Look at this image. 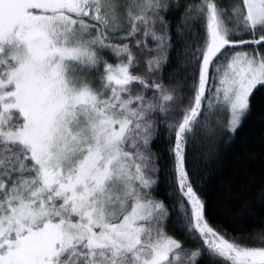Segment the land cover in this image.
<instances>
[{
  "label": "snow or ice",
  "instance_id": "obj_1",
  "mask_svg": "<svg viewBox=\"0 0 264 264\" xmlns=\"http://www.w3.org/2000/svg\"><path fill=\"white\" fill-rule=\"evenodd\" d=\"M257 95L264 0H0V264H264Z\"/></svg>",
  "mask_w": 264,
  "mask_h": 264
},
{
  "label": "trees",
  "instance_id": "obj_2",
  "mask_svg": "<svg viewBox=\"0 0 264 264\" xmlns=\"http://www.w3.org/2000/svg\"><path fill=\"white\" fill-rule=\"evenodd\" d=\"M264 114V103H262L260 95L253 101V114L249 117L242 130L237 134L232 145L226 146L223 151L225 163L235 164L238 158H246L248 156H259L264 151V123L261 122V115ZM252 166L257 169L260 161H252ZM230 171V169H226ZM233 179L238 177L233 175ZM249 230L258 229L260 227L259 217L254 221L246 222Z\"/></svg>",
  "mask_w": 264,
  "mask_h": 264
}]
</instances>
